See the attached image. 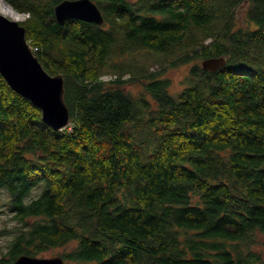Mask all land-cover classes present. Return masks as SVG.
Returning a JSON list of instances; mask_svg holds the SVG:
<instances>
[{"label":"trees","instance_id":"1","mask_svg":"<svg viewBox=\"0 0 264 264\" xmlns=\"http://www.w3.org/2000/svg\"><path fill=\"white\" fill-rule=\"evenodd\" d=\"M5 1L64 75L70 116L54 130L0 74L14 255L73 244L64 264H264V0H93L101 25L57 23L61 0ZM192 61L169 92L161 75Z\"/></svg>","mask_w":264,"mask_h":264},{"label":"water","instance_id":"2","mask_svg":"<svg viewBox=\"0 0 264 264\" xmlns=\"http://www.w3.org/2000/svg\"><path fill=\"white\" fill-rule=\"evenodd\" d=\"M57 23L79 19L101 25L104 16L93 0H61L53 8ZM226 63L225 56L204 58L201 67L216 70ZM0 74L9 87L41 110L42 120L54 130L70 124L64 99V75L50 74L42 66L26 39L18 20L0 12ZM61 256L20 255L9 264H64Z\"/></svg>","mask_w":264,"mask_h":264},{"label":"rangeland","instance_id":"3","mask_svg":"<svg viewBox=\"0 0 264 264\" xmlns=\"http://www.w3.org/2000/svg\"><path fill=\"white\" fill-rule=\"evenodd\" d=\"M246 2L241 3L240 5H238V7L236 8V15L238 17V19H241V14L244 11V8L246 6ZM4 6H9L7 5L5 0H0V12L1 9H3L2 7ZM12 10V9H11ZM7 16H11V15H7ZM209 40L207 39L206 42H208ZM32 47V46H31ZM33 49V48H32ZM34 51V49H33ZM157 59L156 55H152L151 56V61L150 64L148 65L149 71L151 72H157L159 70H161V63H158V61H155ZM165 62L170 63V58H166ZM201 60H198L199 65L201 66ZM194 62H190L188 64H184L181 65L179 67H174V68H170V66L164 71V73L161 75V77L163 78H167L170 81V85H169V92H177L179 90H181L183 88V86L185 85V80H186V75L188 73V69L189 67L193 64ZM109 74H113V73H104L103 75H109ZM101 75V76H103ZM128 76V74H125ZM129 90H131L132 92L136 93L139 90H141V86L140 83H136L134 85L128 86L127 87ZM7 200V194L0 189V214H10L5 210V206H4V202ZM31 220V219H30ZM7 221L9 223V225L7 226V228H12L14 229V221H8L6 219V217H4L3 215L0 216V223H3ZM15 230V229H14ZM17 230V229H16ZM15 230V231H16ZM19 231V230H18ZM17 231V232H18ZM264 237V234L261 235ZM9 237H2L1 240H8ZM73 245V244H68L65 247H55V248H51L48 249L46 251H44L43 253H41L39 255V257H53V256H60L59 253L63 250H67L69 249V247Z\"/></svg>","mask_w":264,"mask_h":264},{"label":"flooded vegetation","instance_id":"4","mask_svg":"<svg viewBox=\"0 0 264 264\" xmlns=\"http://www.w3.org/2000/svg\"><path fill=\"white\" fill-rule=\"evenodd\" d=\"M6 217L8 221H14L11 214H0V216ZM9 223L7 221L0 223V264H9L14 262L20 255H14V247L12 244L13 237L18 230L7 228ZM20 232V231H18ZM2 237H9L8 240H1Z\"/></svg>","mask_w":264,"mask_h":264},{"label":"built area","instance_id":"5","mask_svg":"<svg viewBox=\"0 0 264 264\" xmlns=\"http://www.w3.org/2000/svg\"><path fill=\"white\" fill-rule=\"evenodd\" d=\"M11 9L13 11L11 17L14 18V19H16V20H18V21H22V20H24L28 16L27 13L19 12V11L13 9L12 7H11ZM116 77H117L116 74H109V75L100 76V79H102L104 81H108V80L114 79ZM123 77H126V75H124Z\"/></svg>","mask_w":264,"mask_h":264},{"label":"bare ground","instance_id":"6","mask_svg":"<svg viewBox=\"0 0 264 264\" xmlns=\"http://www.w3.org/2000/svg\"><path fill=\"white\" fill-rule=\"evenodd\" d=\"M2 8L3 9H1V13L5 14V15H12L13 11L11 10L10 6H4Z\"/></svg>","mask_w":264,"mask_h":264},{"label":"clouds","instance_id":"7","mask_svg":"<svg viewBox=\"0 0 264 264\" xmlns=\"http://www.w3.org/2000/svg\"><path fill=\"white\" fill-rule=\"evenodd\" d=\"M7 5H9V4H7ZM10 6V5H9ZM12 7V6H11ZM13 8V7H12ZM14 9V8H13ZM16 10V9H15ZM18 11V10H17ZM20 12V11H19ZM20 22V21H19Z\"/></svg>","mask_w":264,"mask_h":264}]
</instances>
